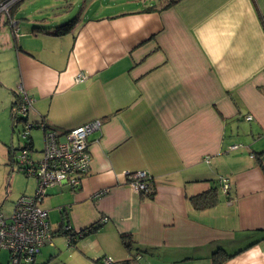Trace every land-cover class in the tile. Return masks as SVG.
I'll list each match as a JSON object with an SVG mask.
<instances>
[{"label": "crops", "instance_id": "obj_1", "mask_svg": "<svg viewBox=\"0 0 264 264\" xmlns=\"http://www.w3.org/2000/svg\"><path fill=\"white\" fill-rule=\"evenodd\" d=\"M126 1L83 0L64 33L65 18L29 14L21 27L19 4L0 25V86L10 106L19 86L33 97L27 123L62 133L100 121L77 189L57 184L39 203L60 220L34 264H213L219 250L232 255L221 264H264V0H180L159 13L139 12L156 0ZM136 171L153 198L129 183ZM213 186L217 203L195 209L191 196ZM62 213L68 236L56 232Z\"/></svg>", "mask_w": 264, "mask_h": 264}, {"label": "built area", "instance_id": "obj_2", "mask_svg": "<svg viewBox=\"0 0 264 264\" xmlns=\"http://www.w3.org/2000/svg\"><path fill=\"white\" fill-rule=\"evenodd\" d=\"M5 1L7 0L0 2V12L7 11L14 2V0H8L7 3ZM85 77L86 74L80 71L75 75L74 81H83ZM17 93L19 102L12 120L17 123L16 126L21 125L20 137L27 141L33 126L42 130L43 149L36 152L23 145L13 152L14 157L16 156L15 164L25 176L35 178L37 188L34 197L18 198L9 216L0 212V249L9 252L6 264H34L40 247L53 235L47 211L41 208L39 203L45 197L47 189L57 184L65 183L72 188L71 190L77 189L89 163L88 135L99 127L100 121L91 120L62 133L46 128L42 122L22 123L18 118L26 117L34 100L21 86ZM247 119H251V116L248 115ZM62 135L65 136L64 140L60 139ZM236 148L238 145L235 144L229 147L230 150ZM16 150L18 153H15ZM127 178L131 181L129 183L132 184L133 189L147 191L149 185L145 182L147 175L144 171L127 174ZM219 184L226 193L229 189L227 178H220ZM105 220L106 218L102 219ZM65 230H70L69 226L66 225ZM103 264L112 263L106 257Z\"/></svg>", "mask_w": 264, "mask_h": 264}, {"label": "rangeland", "instance_id": "obj_3", "mask_svg": "<svg viewBox=\"0 0 264 264\" xmlns=\"http://www.w3.org/2000/svg\"><path fill=\"white\" fill-rule=\"evenodd\" d=\"M135 1L136 0H127L125 4L131 6L135 3ZM5 2L7 3L8 0ZM82 2L83 0H14L9 7H12L13 4H19L17 11H15V15L19 21L22 22L20 26L28 29V26L33 25L27 26V23H24V16H29V14H31L30 17L33 16L32 18H38L41 20L43 18L55 20L65 18L67 21L76 16L79 7L82 6ZM63 3L64 7H60ZM101 5L107 7L106 3ZM120 5L121 4H118V8H120ZM105 12H108L107 8L105 9ZM3 20H5L4 14L0 16V22ZM30 28L31 27H29V29ZM6 77L9 76L2 75L4 80H6ZM10 93L11 92L7 85L2 83L0 86V212L5 216L10 215L15 201L22 194L31 195L33 193L32 195H34L33 191L35 188L34 178L32 176H25L19 170L17 164L13 163L12 168V163L10 159H8V150H10L11 146L14 149H18L23 147L24 143H26V140L21 138L19 135V131H21L22 128L21 125L13 127V130L11 129V122L9 118V106L11 101L9 99L11 98ZM41 135L42 131L40 129L31 130L30 137L32 139L33 146L38 150L37 152H40L43 149ZM11 137L12 145L10 144ZM60 139L64 140L65 136L62 135ZM16 153H18V150H16ZM14 159H16V156ZM48 213L50 226L56 227L60 220L58 209H50ZM3 253L4 252L0 253V258H3L5 254Z\"/></svg>", "mask_w": 264, "mask_h": 264}, {"label": "trees", "instance_id": "obj_4", "mask_svg": "<svg viewBox=\"0 0 264 264\" xmlns=\"http://www.w3.org/2000/svg\"><path fill=\"white\" fill-rule=\"evenodd\" d=\"M3 1V0H0V2ZM180 0H156L154 1L153 3H151L150 5H146L144 6L139 12L141 13H159L161 12L162 10H165L173 5H175L176 3H178ZM18 4V3H17ZM16 4V5H17ZM15 4H13L14 6ZM11 11V7L8 8L7 11H2L0 12V16L2 14H4L5 16V20H3L2 22H0V25H7L8 22H9V19H12L11 15H12V12ZM75 23V17L71 18L70 20H67L65 23L61 24L58 26V29L57 30H54V32L57 34V33H64V32H67L68 30H70V28L73 26V24ZM10 25V24H9ZM35 29H42L43 27H39V26H36L34 27ZM14 95V100L13 102L11 103V106H10V116H11V122H12V119L15 117L14 116V111H15V108L17 107L18 105V102H19V96L16 92L13 93ZM19 121L21 122H26L29 121L28 118L24 117V118H18ZM45 127H49V129H53L57 132H59L60 130L57 129V128H54V127H51L49 125H44ZM27 148L28 149H31L33 150V142L32 140L30 139V142L29 144L27 145ZM14 149L13 147L11 146L10 147V150H8V157L10 159V161L12 160V153H13ZM261 162V161H259ZM147 175V179H145V182L149 185L147 191H141L143 193H146V195L150 198H153V195H154V186H153V182H152V178ZM218 186H213V187H210L208 188L207 190L195 195V196H191L190 200L192 201L193 203V206L195 209H198V210H203V209H206V208H209V207H212L214 206L217 201H218ZM67 216H65L64 213H62V216H61V223L59 225V229L56 231V232H59V233H62V234H67V236L70 234V231L71 230H65V226H66V221L67 220ZM97 229V226H95L94 224L88 226L87 228H84L82 230H80V235H78L79 237H83L85 236L86 234L88 233H91V232H94L95 230ZM60 230V231H59ZM121 238L123 240V243L125 244V246H129L131 245L132 242H130L129 240L126 239V236L125 235H121ZM223 253V254H222ZM214 259H213V264H221L224 260H226L227 258L231 257L232 255L231 254H226L224 251H217L215 252L214 254ZM9 259V257H8ZM116 264H131V262L129 261H122L120 263H116Z\"/></svg>", "mask_w": 264, "mask_h": 264}, {"label": "water", "instance_id": "obj_5", "mask_svg": "<svg viewBox=\"0 0 264 264\" xmlns=\"http://www.w3.org/2000/svg\"><path fill=\"white\" fill-rule=\"evenodd\" d=\"M10 144L12 145V138H10Z\"/></svg>", "mask_w": 264, "mask_h": 264}, {"label": "clouds", "instance_id": "obj_6", "mask_svg": "<svg viewBox=\"0 0 264 264\" xmlns=\"http://www.w3.org/2000/svg\"><path fill=\"white\" fill-rule=\"evenodd\" d=\"M26 118H27V115H26ZM13 121V120H12ZM23 123V122H22ZM14 149V148H13ZM15 150V149H14ZM14 152V151H13Z\"/></svg>", "mask_w": 264, "mask_h": 264}]
</instances>
